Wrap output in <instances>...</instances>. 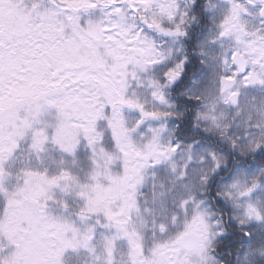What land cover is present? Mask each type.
Wrapping results in <instances>:
<instances>
[{"label": "snow or ice", "instance_id": "obj_1", "mask_svg": "<svg viewBox=\"0 0 264 264\" xmlns=\"http://www.w3.org/2000/svg\"><path fill=\"white\" fill-rule=\"evenodd\" d=\"M0 264H264V0H0Z\"/></svg>", "mask_w": 264, "mask_h": 264}]
</instances>
